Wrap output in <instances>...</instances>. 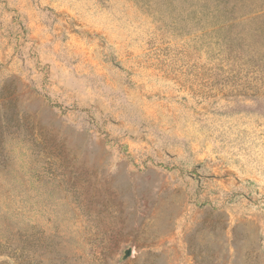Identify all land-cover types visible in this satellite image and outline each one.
<instances>
[{
	"label": "rangeland",
	"instance_id": "1",
	"mask_svg": "<svg viewBox=\"0 0 264 264\" xmlns=\"http://www.w3.org/2000/svg\"><path fill=\"white\" fill-rule=\"evenodd\" d=\"M0 264H264V0H0Z\"/></svg>",
	"mask_w": 264,
	"mask_h": 264
},
{
	"label": "water",
	"instance_id": "2",
	"mask_svg": "<svg viewBox=\"0 0 264 264\" xmlns=\"http://www.w3.org/2000/svg\"><path fill=\"white\" fill-rule=\"evenodd\" d=\"M132 255V249H128L127 251H125L124 253V258H128Z\"/></svg>",
	"mask_w": 264,
	"mask_h": 264
}]
</instances>
